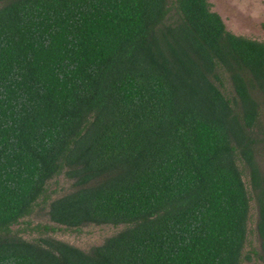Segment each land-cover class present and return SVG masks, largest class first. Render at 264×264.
Returning a JSON list of instances; mask_svg holds the SVG:
<instances>
[{
  "label": "trees",
  "instance_id": "trees-1",
  "mask_svg": "<svg viewBox=\"0 0 264 264\" xmlns=\"http://www.w3.org/2000/svg\"><path fill=\"white\" fill-rule=\"evenodd\" d=\"M176 4L0 0V264H264V44ZM39 203L58 231L121 229L88 251L26 239Z\"/></svg>",
  "mask_w": 264,
  "mask_h": 264
},
{
  "label": "rangeland",
  "instance_id": "rangeland-1",
  "mask_svg": "<svg viewBox=\"0 0 264 264\" xmlns=\"http://www.w3.org/2000/svg\"><path fill=\"white\" fill-rule=\"evenodd\" d=\"M168 2L172 5L170 15H174L173 17L177 18V0H168ZM207 2L210 10L216 13L221 19L226 32L237 37H243L244 39L264 44V0H207ZM224 88L226 89V94L231 93L232 88L228 80ZM259 167L261 172L264 173V153L259 158ZM244 172L246 171L244 170ZM243 181L251 195L252 191H250L246 173H243ZM70 190L71 181L63 174L56 176L54 180L49 181L47 184V193L50 199H55ZM45 210L46 206L39 203L31 216L26 218L19 226H14L12 229L24 231L22 236L26 239H32L41 236L34 231L36 226L50 225V228H56L54 233L49 234L51 237L83 251H88L94 246L101 245L104 239L121 229V227L109 225H88L79 230L62 229V231H58L56 224L50 221ZM256 222L257 210L252 200L247 225V242L242 253L243 257L251 254L253 251L256 253L259 251V239L255 231ZM27 224H30V226L28 227ZM251 258L252 260L250 262L243 261L242 264H260L253 256V253Z\"/></svg>",
  "mask_w": 264,
  "mask_h": 264
}]
</instances>
